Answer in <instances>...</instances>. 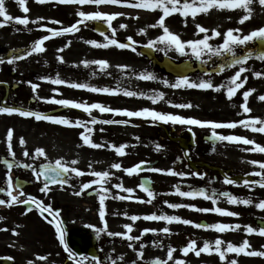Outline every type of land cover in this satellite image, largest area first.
<instances>
[{
	"label": "flooded vegetation",
	"instance_id": "flooded-vegetation-1",
	"mask_svg": "<svg viewBox=\"0 0 264 264\" xmlns=\"http://www.w3.org/2000/svg\"><path fill=\"white\" fill-rule=\"evenodd\" d=\"M17 22L11 21L6 27H14ZM227 27V26H226ZM5 31H9L6 29ZM134 40H127L126 43L132 44L131 48L138 47ZM136 42V41H134ZM217 46L223 43L220 38L215 39ZM258 40L249 41L246 45H237L235 54L237 56L246 55L251 52V56L239 65L225 66L223 71L220 70V65H227L232 59V53H224L222 56H211L205 52L201 57L197 58L194 55L185 57V55L176 52L177 59L175 62L180 63L189 61L195 71L186 76L188 80L199 83L202 80H209L214 86L226 85L229 78L235 74L240 67L246 69L241 73V79L247 77L243 88L237 90L236 95L231 99L227 97V90L220 88L200 89L190 88L187 86L175 87L174 114L181 115L186 118H196L200 120H208L215 122L239 121L259 117L264 119V101L258 99L264 95V60L259 59L260 52L258 51ZM11 47V48H10ZM171 50V48H169ZM157 60H161L168 56L169 52L165 50H154ZM13 56H23L20 49L15 47V44L6 45L0 42V106L17 107L22 110L33 112H41L53 115L56 112L64 111L66 115L74 113L73 118H87L89 116L82 109L71 106H62L55 108L57 105L47 100L38 99V97L53 98V83L50 74L42 75L35 68L21 72V68L16 66L22 59L13 60L9 63L8 60ZM147 65L142 69H131V76L141 74H151L157 77L162 75L171 76L163 69L158 67L153 59L143 57ZM138 62L141 59L138 58ZM10 66V67H8ZM199 66L203 68L200 69ZM102 69L98 68V72ZM139 71V72H137ZM104 72V71H103ZM256 72L262 73L260 77L255 75ZM80 73V72H78ZM47 77L48 79H40ZM173 77V76H172ZM179 80L181 77H173ZM140 81L137 88L140 90L156 89L154 81L144 79L140 75ZM29 81L33 84H38L36 91ZM71 84V83H70ZM163 89L162 85H159ZM92 87L102 88L106 85L93 83ZM151 87V88H150ZM249 89H255L249 95L248 107L251 112L244 113L240 107L244 103L243 92ZM124 90L125 89H120ZM70 88L65 89L64 96L69 95ZM82 93V92H81ZM83 94V93H82ZM103 94H112L104 93ZM99 92L89 96V100L100 103ZM146 95V94H145ZM124 96V95H122ZM188 97V102L185 100ZM147 101V100H146ZM145 99H125L124 104H117L115 101L110 103V107L114 109H127L133 107L140 108L146 103ZM165 101L160 99V110H162ZM190 104L191 107H178V105ZM118 105V106H117ZM103 120H125L127 117L121 113L109 112L105 114ZM97 123L96 130L99 131ZM136 121L135 123L126 124H104L108 125L106 136H112V132L116 131V127L126 126L132 128H140L132 132H120L119 139H123L121 144L125 145L123 155L116 151L118 162L84 164L82 170L86 173L83 176H75L70 174L66 179L68 183L61 186L60 184L49 183L50 191L47 193L41 192L40 189L44 186V178L40 180L35 178L31 168H25L22 165L31 164L33 168L40 171L41 164L49 163L42 161L35 155L34 146H27L20 143V138L24 140L36 134L40 128L51 130V121L37 120L34 116L25 117L19 113L7 114L0 113V188L5 191H0V199L10 200L7 195L8 175L11 176L13 185V194L17 195L19 200H26L28 196H34L43 201L46 205H51L52 208L59 214L58 219L62 221V229L65 232V240L69 248L76 253L75 259H70L68 252L65 251L64 245L59 241L56 233L55 225L50 223L52 216L45 213L43 216L39 210L32 206L31 203L25 205L23 203H13L11 206L0 204V216L4 217L0 220V259H6L13 264H77V261L83 259V264H152L154 259L163 256V260H167L168 264H175L177 259L184 260L187 264H230L231 260H236L237 264H260L264 262V256L246 255L241 253H226L225 259L221 260L216 252L201 253L196 256L194 252H189L187 257L181 254V249L186 246L190 240H196L197 248L203 246L204 241L214 242L217 237L222 239L225 244L221 248H226L227 242L239 246L241 242L248 239V251H264L262 244H259L260 235L257 233L249 234L245 231L244 226L250 225L254 228H259L255 225L254 218L264 217V211L256 207V204L264 200V187L259 184H253L260 187L257 194L250 193L252 188H245L244 181H257L261 177L254 173H245L242 156L245 154V144L240 142H229L215 139L212 136L213 131L220 135H239L244 137L264 138V133L252 131L251 128H245L238 125L234 129L219 128L213 130L209 126L189 125L175 122V125H168L163 121H158L154 125ZM44 125V126H43ZM256 127H260L259 124ZM148 128H153L151 132ZM13 132L11 144L13 157L8 150V130ZM78 135L84 131V127L77 126ZM127 133V135L125 134ZM155 138V139H154ZM126 139V140H125ZM139 142L141 147L133 148L132 142ZM155 144V152L149 153L148 144ZM113 149V148H111ZM110 149V150H111ZM115 150V149H113ZM29 153L28 156L24 152ZM260 159L264 161V153H257ZM262 155V156H261ZM12 164V168H8V164ZM119 163L121 168H112L111 165ZM139 164L140 168L129 174L125 171ZM153 169L172 170V174L168 171H154ZM92 171H109L112 173L110 178L104 183L103 188H107L108 193H104L100 185H92L91 188L84 189L80 195L81 187L84 183H88L93 179H97L91 175ZM185 173L180 176L178 173ZM230 178L236 183L229 184L225 182V178ZM143 178L150 180L151 191L153 197H149L147 192L139 187ZM116 184H122L124 188H132V193H127L123 188H115ZM188 188L191 191H198L203 188L208 195H213L216 198V203L203 196L191 197L189 205H194L192 214L195 218L193 224H184L181 222H173V227L169 233H164L161 229L165 228L167 222L163 220H145L143 217L150 214H166L180 216L178 208H171L166 205V201L179 204V196L176 191L185 192ZM222 192H230L240 199L251 198L253 203L245 205L243 203L230 204L227 197L219 196ZM22 193V194H21ZM119 196H130L131 199H118ZM171 194L170 198H166ZM179 194V193H178ZM106 195L105 199V216L102 220L100 217V201L99 196ZM180 195V194H179ZM151 200V203L147 201ZM220 207L229 211L239 213L238 216L221 215L215 212H201L199 208ZM28 209H31L28 211ZM169 209V210H168ZM125 213L127 215H125ZM137 215L141 217L136 221L131 220V216ZM47 217V219L45 218ZM12 219H16L17 223H13ZM190 219V218H187ZM247 221H244V220ZM40 224H36V221ZM191 220V219H190ZM106 230L98 233V229L105 228ZM228 223L239 224L241 227L235 230H227L223 233L215 229L197 228L195 224H212V223ZM131 223L133 225L131 236H139V240L129 241L124 236H110L108 232H126L123 226ZM39 225V226H37ZM255 225V226H254ZM16 229V232L14 231ZM144 229H156L157 231L144 232ZM131 245V247L129 246ZM177 246L179 252L173 254V259L168 260L163 254L165 248H174ZM43 247V250L40 248ZM175 249V248H174ZM143 252V257H139L137 253ZM41 261L37 263V258ZM93 257L97 259H93ZM161 259V260H162ZM43 260V261H42Z\"/></svg>",
	"mask_w": 264,
	"mask_h": 264
},
{
	"label": "rangeland",
	"instance_id": "rangeland-1",
	"mask_svg": "<svg viewBox=\"0 0 264 264\" xmlns=\"http://www.w3.org/2000/svg\"><path fill=\"white\" fill-rule=\"evenodd\" d=\"M132 2H135V0H132ZM4 3L5 9L10 16L23 17L27 15L29 18V23L27 25L16 23V26H10L9 28L5 25L0 27V42H4L6 45H9L11 42H13L17 49L24 50V48H26L30 52L32 45L36 40L41 39L45 35L50 36L49 40L44 41V51H31V54L18 62L16 66L21 68V72L23 74H25V72L31 68H35L39 72L43 73L42 75L50 74L52 80L59 76L60 79L67 81L68 83L59 85L53 83L52 92L55 99H71L77 102L88 104L97 103L88 99L91 94L94 95L97 92H93L88 88L71 87L70 83H84L90 86H92L93 83H97L98 85L105 84L107 88L113 89L114 93L103 94V92H99V96L97 95L96 97L100 99L101 104H104L107 107H110V103L113 101H115L117 104L123 105V101L125 99L142 98L145 99V101L147 100L146 103L139 109L133 107L130 109V111H138L148 108L158 112L174 114L173 100L175 98V87H172V85L176 84L178 82L177 80L171 77L169 78L168 76H162L160 78V76L157 77L158 75L155 74L153 76L154 78L150 80L154 81L156 89L140 90L137 88L140 81L136 78L140 79L141 74L137 73L138 75L135 76H131L132 74L127 75V73L132 71L131 69L137 68L140 70L147 65V62L142 56L139 55V52L136 50L133 51V48L121 49L115 45H109L108 47H97L88 43L90 40H95L100 44L106 43L107 41L105 37L107 36L111 38L112 29H115V39L121 43H126L128 37H131L132 40L136 41L137 45H148V42L153 40L156 41V46L153 48L163 49L169 52L170 57L176 59L177 51L174 49V47H165L163 43L157 41V37L163 34V29L159 26L150 27V25L156 24L159 17L163 15L162 9H136L127 5H81L77 3H60L59 0H47L45 3H38L37 0H26V6L29 8V12L25 13L18 4L17 0H4ZM181 3H183V0H181ZM249 7L252 9L251 18L246 20L243 24L239 23V20L243 15L246 14V9L240 7L221 9L215 6L209 9L206 13H198L195 17H192L191 14H189L187 17H184L179 12L172 13L165 18V24L173 33L179 34L181 39L184 41L203 38L205 33H200L197 29V25H202L209 30L207 32V35L211 37L209 43L213 46H217L214 42L215 39L220 38L223 40V37L222 35L212 36V29H216L223 34L230 28H239L242 30L239 34L246 35L252 30L264 26V5H261L259 0H252V3L249 5ZM80 11H104L107 13L119 12L123 13L124 15L117 16L112 21L110 33L105 35H101L95 32L93 29V23L100 20L85 21L83 24L77 25L79 30L75 32L64 33L60 36L51 35L49 29L69 27L80 20L81 17L78 15ZM37 17H43L44 19L41 21H36ZM2 19L3 18L0 17V20ZM13 21L15 22V20ZM56 21H60L61 23L58 24ZM41 24L46 25V27H40ZM121 24H125L127 27L121 28ZM6 29H9V31H5ZM141 29H144L145 31L141 32ZM169 48H171V50ZM191 54L190 48H186V54L184 55L189 57ZM60 57H63L62 61L60 60ZM138 58L141 59V62H138ZM101 59L107 60L108 66L102 69L100 72H98V68L101 69V67L98 64L88 63L85 65L84 63V61H98ZM164 81H167V83ZM189 82L192 81L189 79ZM159 85H162L163 89H160ZM67 87L70 88L71 93L65 97L64 94ZM120 89L135 92L137 95L127 96L124 94L125 91ZM139 93H144V95H139ZM159 93L164 94L163 98L161 99L165 101L163 103L162 110H160V99L154 103L148 98ZM185 100L188 102L189 98L185 97ZM54 107L62 108V106L58 104ZM107 113L109 112L102 113L98 109L92 110V116L95 118L99 117L100 119H104L106 118L105 114ZM73 114H75V112L66 115L64 111H59L53 115L66 117L72 122L80 119L87 124L89 121L84 117L73 118ZM125 120H127L128 123H135L136 121H142L144 123L160 121L158 119H154L151 116H127ZM163 122L167 123L168 125H175V122ZM51 126V130H46L45 127L40 128L36 134L27 137L24 140V145L34 146L35 149L43 148L46 155L38 156V158H40L42 161H47L54 164L57 159L61 158L64 162L76 160L78 163L75 166L81 170L84 167V164L118 162L119 160L117 159V156L115 157L116 152L113 150L114 148L111 149V145H116L117 147L121 145V141L123 139L118 138L121 136L120 132H132L140 129L139 127L136 128L134 126H132V128H128L126 126H121L122 128H120L117 126L116 131L112 132V136H106V129L108 125H104L103 123L98 124L99 131L95 129V127H97V123L95 125H88L93 128L90 138L93 139L95 143L105 145L103 148L96 149L83 143L81 136L78 135L77 126H74V123L72 125H64L51 122ZM101 129H103V131H101ZM148 129L150 132L151 130H154L153 128ZM125 134L127 135V133ZM246 138L252 139L256 143L264 146V138H254L247 136ZM147 146L150 154L151 152H155L157 147L155 144L151 143H149ZM132 147L139 148L141 147V144L139 142H135L134 140V142H132ZM251 147H254V145L245 146V148ZM257 153L258 151H245V154L240 159L243 163L242 167L244 168L245 173L262 171L259 164L253 165L251 163L253 160L262 161V159H260L261 157H259ZM244 187L252 188V186L249 187L246 185H244ZM259 188L260 187L258 186H254L250 193L257 194ZM181 189H184L185 192L191 191L185 187H182ZM176 195L179 196V205H189L191 197L181 196L178 193H176ZM170 197L171 194L166 196V198ZM169 204H172V201H168V203H166L168 207ZM169 209H171V207H169ZM178 210L180 211V217L184 219L190 218L193 222L195 221L191 211L193 208L182 206L179 207ZM261 210L264 211V209ZM166 211L167 210H165V213L167 214ZM12 220L13 223H17L16 219ZM244 221L247 220L245 219ZM36 224H40L38 220L36 221ZM165 227L172 228L173 222H167ZM14 231L16 232V229H14ZM253 242L256 241L253 240L249 243ZM258 242L259 244H262L263 249L264 236H261ZM174 248L175 251L173 254L177 251L179 252L177 246H174ZM40 249L43 250V247ZM167 252L168 248H165L163 250L165 258H167ZM181 254L185 257L189 255V253L185 255L182 251ZM36 258L38 259L37 263H40L41 261L39 258ZM162 258L163 256L160 255V259ZM260 264H264V262H261Z\"/></svg>",
	"mask_w": 264,
	"mask_h": 264
},
{
	"label": "snow or ice",
	"instance_id": "snow-or-ice-1",
	"mask_svg": "<svg viewBox=\"0 0 264 264\" xmlns=\"http://www.w3.org/2000/svg\"><path fill=\"white\" fill-rule=\"evenodd\" d=\"M18 4L22 8V10L25 13L29 12V8L26 6V0H17ZM38 3H45L47 0H37ZM60 3H77V4H92V5H127L129 7H133L136 9H162L163 10V15L159 17L157 20L156 24L150 25V27H161L163 29V34L157 37V41L163 43L165 47H174V49L179 52L180 54H186V48H190L192 55L195 57L199 58L201 57L205 52L210 54L211 56H217V55H223L224 53H232V59L228 62L227 65L221 64L220 65V70L223 71L225 66H232V65H239L242 64L244 61H246L249 56H251V52H248L246 55H241L237 56L235 54V48L237 45H246L249 41L253 40H261L264 41V26L252 30L250 33L246 35H240L239 33L242 31L241 29H228L225 33H221L217 31L216 29H212V36H221L223 37V43L219 46H213L209 43V40L211 37L207 35V32L209 31L207 28H205L202 25H197V29L200 33H205L203 38L200 39H192V40H187L184 41L181 39L179 34L173 33L165 24V18L169 16L172 13L179 12L182 16L187 17L189 14H191L192 17H195L198 13H206L208 12L209 9L212 7H218V8H244L246 9V14L243 15L239 23L243 24L246 20L251 18V12L252 9L249 7V5L252 3V0H183V3H181V0H135V2H132V0H59ZM259 3L261 5H264V0H259ZM78 15L81 17L80 20H78L76 23L72 24L69 27H64L60 29H49V32L51 33L52 36H60L64 33H70V32H75L78 31L77 25L83 24L85 21L88 20H100L103 21L104 23L108 24L109 28L112 27V21L117 17L124 15L123 13L115 12V13H107L104 11H94V12H84L80 11ZM0 17L3 19L0 20V27L6 25L7 23L15 20L18 24L21 25H27L29 23V18L27 15L23 17H12L10 16L6 9H5V3L4 0H0ZM43 17H37L36 21H41L43 20ZM35 22V21H33ZM56 23H61L60 21H56ZM40 27L44 28L46 25L41 24ZM121 28H126L127 25L121 24ZM141 32H144V29L140 30ZM103 35V33H101ZM50 36L45 35L41 39L36 40L31 48L32 52H42L44 51V41L49 40ZM106 43L100 44L95 40H90L88 43L95 45L97 47H108L109 45H115L118 46L121 49L124 48H131L132 44L128 43H121L117 39H115V29H112V36L111 38L105 37ZM131 37H128V40H131ZM135 42L133 41V44ZM148 47H155L156 46V41L150 40L148 42ZM135 51V48L132 49ZM163 50V49H159ZM31 53H26V55H30ZM24 58L23 56H13L11 59L8 60L9 63H12L13 60L17 59H22ZM259 59L264 60V52H261L259 55ZM60 60H63V57H60ZM3 59H0V63H3ZM85 65L88 63H96L98 64L101 69H104L105 67L108 66V61L107 60H98V61H84ZM246 69L244 67H240L239 70L235 72L234 75H232L229 78V81L227 82L226 85H218L214 86L213 83L209 80H202L199 83L196 82H189L188 78L181 77L178 82L172 87H181V86H187L190 88H200V89H212L216 88L217 91L220 90V88H225L227 90V97L231 99L234 95H236L237 90L243 88L247 77H244L241 79V73L245 72ZM255 75L257 77H260L262 73L256 72ZM141 77L144 79H152L154 78L151 74H143L141 73ZM40 79H48L47 77H40ZM54 84H65L68 83L67 81L60 79L59 76H57L56 79L51 81ZM167 83V81H164ZM31 84L33 91L35 92L36 89L39 87L38 84H33L29 81ZM71 87L75 88H88L89 90L93 92H104V93H114L113 89L104 87V88H97V87H92L88 84L84 83H71ZM255 89H249L247 91L243 92V97H244V103L240 106L242 108V111L244 113H249L251 112V108L248 107V98L249 95L254 92ZM125 95L127 96H136L137 93L131 92V91H126L124 92ZM139 95H144V93H139ZM163 93H159L153 96L148 97L151 99L154 103L157 102L159 99L163 98ZM38 99L42 100H47L48 102H53L61 106H71L74 108L82 109L84 112L88 113L89 116H92V110L93 109H98L100 112H113V113H121L124 114L128 117H134V116H151L154 119L162 120V121H171V122H179L181 124H189V125H199V126H209L213 130L219 129V128H230L234 129L238 125H241L245 128H251L252 131L264 133V119H261L259 117H254V118H249V119H242L239 121H229V122H215V121H208V120H200L196 118H191V117H184L181 115H175L171 113H163V112H158L153 109H148L144 108L138 111H130L127 109H114L111 107H107L104 104L101 103H81L77 102L75 100L71 99H55L53 98H44V97H38ZM261 101H264V95H261L258 97ZM178 107H191L190 104H182L178 105ZM0 113H7V114H13V113H19L21 116L25 117H32L34 116L35 119L37 120H46V121H51L59 124H64V125H72L74 123V126H80L84 127V131L81 132V138L82 141L85 145L90 146L92 148L100 149L103 148L105 145L100 144V143H95L93 139H91V133L93 132V128L88 126V125H95L96 123H103V124H126L128 123L127 120H103V121H97V119L92 116L91 120L87 122V124L80 120L77 119L74 122L69 121L68 118L66 117H61V116H54V115H49L41 112H33L29 110H22L17 107H8V106H0ZM259 124L260 127H256V125ZM103 131V129H101ZM13 132L11 129L8 130L7 136H8V150L9 153L14 157L15 153L12 152V144H11V139H12ZM213 138L223 140V141H229V142H240L242 141L245 145H254V147L251 148H245V151H258L261 153H264V146L260 145L259 143H256L252 139H248L244 136H239V135H220L213 131L212 133ZM20 143L24 144L25 141L23 138H20ZM112 148L115 149V151L123 155L124 153V148L126 147L125 145L121 144L118 147L116 145H111ZM25 156H28L29 153L27 151L24 152ZM45 150L43 148H36L35 149V155L33 156V159H35L38 156H45ZM8 164V168H12V164L5 161ZM78 163V161L73 160L71 162H64L63 159H57L55 163H46V164H41L39 166L40 171H37L36 168H33L31 164H24L22 165L25 168H31L33 173L35 174V178L37 180H40L41 177L44 178V186L40 189L41 192L47 193L50 191L49 188V183L56 184L59 183L61 186L64 184L68 183V180L65 178L67 175L70 174H75L77 176H83L86 173L81 170L80 168L76 167L75 165ZM253 165L259 164L260 168L262 169L261 172L254 173L255 175H258L261 177L260 180L257 181H247L245 180L244 183L246 186L251 187L253 184H259L261 187H264V161H256L253 160L251 161ZM89 169L92 168V165L89 164ZM112 168L119 169L121 168V165L119 163H114L111 165ZM140 168V165L137 164L131 168L125 169V171L129 174H132L136 172ZM154 171L160 172V171H168L172 173V170H161V169H153ZM176 174V173H172ZM91 175L96 177L97 179H93L88 183H84L81 187V192L76 193L77 195H80L84 189L91 188L92 185H100L101 188H103L104 183L110 178L112 173L109 171H92ZM178 175L183 176L185 173L181 172L178 173ZM225 182L229 184H234L236 181L230 179V178H225ZM115 188H123V190L127 193H132L134 190L132 188H124L122 184H116L114 186ZM139 187L143 189L145 192H147L149 197H153L154 193L147 187H145V184L142 182ZM13 185H12V180L11 176L8 175V187H7V195L11 198L10 200H3L0 199V204H8L11 206L13 203H23L25 205L31 203L33 207L39 210L40 214L43 216L44 213H48L49 215L52 216V219L50 223L55 225L56 233L58 235L59 241L62 245H64V249L66 252L69 254L70 259H75L76 258V253H74L68 246L66 240H65V232L62 229V221L58 219V213L52 208L51 205H46L43 203V201L37 199L34 196H28L26 200H19L17 195L13 194ZM0 191H5V189L0 188ZM104 193H108L107 188H103ZM176 191L181 195V196H186V197H194V196H203L205 199H209L213 202V204L216 203V198L213 195H208L203 188L199 189L198 191H189V192H182L180 191L179 188L176 189ZM22 194V193H21ZM219 196L222 197H227L228 203L230 204H237V203H243L245 205L252 204L253 201L251 198L247 199H240L236 196H234L230 192H222L219 194ZM115 198L118 199H131L130 196H117ZM105 199L106 195H100L99 196V201H100V217L103 220L105 216ZM148 203H151V200L147 201ZM165 203H168L167 201ZM195 207L194 205H179V204H169V207L171 208H179V207ZM256 207L260 209H264V200H261L259 203L256 204ZM31 209H28L30 211ZM201 212H215L221 215H227V216H238L239 213L229 211L228 209L225 208H220V207H213V208H199L198 209ZM125 215H127L125 213ZM47 219V217H45ZM141 217L137 215L131 216L132 221H136L140 219ZM4 217L0 216V220H3ZM145 220H163L167 221L169 223L172 222H182L184 224H193L194 222L190 219H184L180 216L177 215H167V214H161L157 215L155 213L150 214V215H145L143 217ZM125 229H127L126 232L123 233H113V232H108V235L110 236H124L126 237L129 241L133 240H139V236H131L129 233L132 231L133 225L131 223L125 224L123 226ZM195 227L197 228H205V229H215L220 233H223L227 230H235L239 229L241 225L239 224H228V223H212V224H195ZM245 231L249 234L252 233H257L261 236H264V226L257 228H254L250 225L244 226ZM106 230V222H105V228H100L98 229L99 232H103ZM144 232L148 231H157L156 229H144ZM164 233H169L170 229L165 227L161 229ZM225 244V242L217 237L214 242H209V241H204L203 246L200 248H197V242L196 240H190L185 247L181 249V251L187 255L190 251L194 252L196 256H200L201 253H208L211 254L212 252H216L219 254L220 259L224 260L226 253H236L237 255L244 253L246 255H258V256H264V251H248L247 249L250 248L249 241L247 239L243 240L239 246L233 244L232 242H227L226 243V248L222 249L221 245ZM131 247V245H129ZM175 251L174 248L169 247L168 252H167V258L168 260L173 259V252ZM139 257H143V252L139 251L137 253ZM83 259H86V257H83L82 259L77 261V264H83ZM93 259H97L93 257ZM97 264L99 262L97 261ZM135 264V262H133ZM152 264H168L167 260H161L160 258L154 259ZM175 264H186L184 260L177 259ZM230 264H237L236 260H231Z\"/></svg>",
	"mask_w": 264,
	"mask_h": 264
},
{
	"label": "water",
	"instance_id": "water-1",
	"mask_svg": "<svg viewBox=\"0 0 264 264\" xmlns=\"http://www.w3.org/2000/svg\"><path fill=\"white\" fill-rule=\"evenodd\" d=\"M95 30L101 33H106L108 31V27L106 26V24L101 23V22H97L95 23ZM259 51L260 52H264V41H259ZM142 52L147 54L148 57L152 58L154 56L152 50L150 49H142ZM159 66L163 69H165L168 73H171L173 75H181V76H185L188 73H190L193 69L191 68V64L186 62V63H182V64H176L175 62H173L172 60L165 58L163 61L158 62ZM145 180L143 181V183L145 184ZM256 224L261 227L264 226V219L261 218H256ZM0 264H13L8 260L5 259H0Z\"/></svg>",
	"mask_w": 264,
	"mask_h": 264
}]
</instances>
